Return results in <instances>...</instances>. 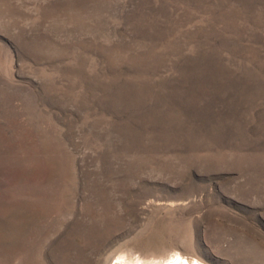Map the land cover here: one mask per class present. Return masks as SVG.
Instances as JSON below:
<instances>
[{
  "label": "rangeland",
  "instance_id": "374dc122",
  "mask_svg": "<svg viewBox=\"0 0 264 264\" xmlns=\"http://www.w3.org/2000/svg\"><path fill=\"white\" fill-rule=\"evenodd\" d=\"M0 264H264V0H0Z\"/></svg>",
  "mask_w": 264,
  "mask_h": 264
}]
</instances>
